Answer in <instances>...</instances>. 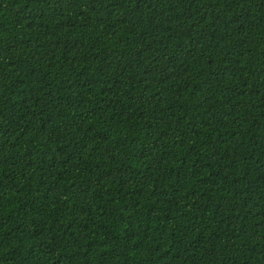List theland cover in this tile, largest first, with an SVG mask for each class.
Listing matches in <instances>:
<instances>
[{
    "label": "trees",
    "instance_id": "1",
    "mask_svg": "<svg viewBox=\"0 0 264 264\" xmlns=\"http://www.w3.org/2000/svg\"><path fill=\"white\" fill-rule=\"evenodd\" d=\"M0 264H264V0H0Z\"/></svg>",
    "mask_w": 264,
    "mask_h": 264
}]
</instances>
